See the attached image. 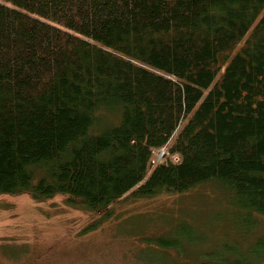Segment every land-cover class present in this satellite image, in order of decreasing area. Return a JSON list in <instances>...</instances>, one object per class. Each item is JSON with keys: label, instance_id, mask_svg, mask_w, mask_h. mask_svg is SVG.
<instances>
[{"label": "trees", "instance_id": "trees-1", "mask_svg": "<svg viewBox=\"0 0 264 264\" xmlns=\"http://www.w3.org/2000/svg\"><path fill=\"white\" fill-rule=\"evenodd\" d=\"M209 182L231 231L205 258L264 264V0H0V196L99 213Z\"/></svg>", "mask_w": 264, "mask_h": 264}, {"label": "rangeland", "instance_id": "rangeland-1", "mask_svg": "<svg viewBox=\"0 0 264 264\" xmlns=\"http://www.w3.org/2000/svg\"><path fill=\"white\" fill-rule=\"evenodd\" d=\"M160 156L154 162L166 157ZM226 196L209 182L183 194L122 198L91 213L66 196L36 202L27 194L1 195L0 264H216L204 255L229 239ZM183 222V236L172 233ZM255 232L264 235V220ZM163 238L179 246L154 242Z\"/></svg>", "mask_w": 264, "mask_h": 264}, {"label": "built area", "instance_id": "built-area-1", "mask_svg": "<svg viewBox=\"0 0 264 264\" xmlns=\"http://www.w3.org/2000/svg\"><path fill=\"white\" fill-rule=\"evenodd\" d=\"M158 155H162V156H163V151H160V152L158 153ZM162 156H160V157H162Z\"/></svg>", "mask_w": 264, "mask_h": 264}]
</instances>
